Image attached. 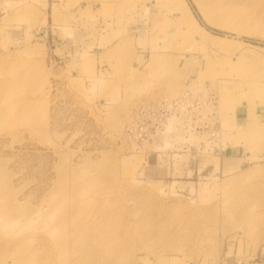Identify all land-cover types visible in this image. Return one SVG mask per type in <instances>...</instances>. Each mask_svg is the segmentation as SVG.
<instances>
[{
    "label": "rangeland",
    "instance_id": "rangeland-1",
    "mask_svg": "<svg viewBox=\"0 0 264 264\" xmlns=\"http://www.w3.org/2000/svg\"><path fill=\"white\" fill-rule=\"evenodd\" d=\"M195 1L194 24L184 0H0V264H264V0L219 24ZM185 91L219 132L137 143L136 108Z\"/></svg>",
    "mask_w": 264,
    "mask_h": 264
},
{
    "label": "built area",
    "instance_id": "built-area-1",
    "mask_svg": "<svg viewBox=\"0 0 264 264\" xmlns=\"http://www.w3.org/2000/svg\"><path fill=\"white\" fill-rule=\"evenodd\" d=\"M211 95H193L185 91L177 99L149 100L136 108L128 130L141 145L159 141V135H169L165 137L171 141L179 132L188 137L207 133L215 136L219 132V122L209 118L215 117L210 110L217 100Z\"/></svg>",
    "mask_w": 264,
    "mask_h": 264
},
{
    "label": "crops",
    "instance_id": "crops-1",
    "mask_svg": "<svg viewBox=\"0 0 264 264\" xmlns=\"http://www.w3.org/2000/svg\"><path fill=\"white\" fill-rule=\"evenodd\" d=\"M258 112H264V107H261V110H257ZM256 112V111H255ZM259 115V113H258ZM257 114L255 115L256 117H259ZM231 119H232V123L233 127L231 128L230 124L227 128H225L223 134H225V136H236V134H238L239 131H242L241 129L244 128L243 130L249 129L250 125L253 126L252 128H255L256 125H252L254 121H256V117H254V109H251V107L249 105H247V103L242 104V107H239L238 109H234L233 112L231 113ZM264 119V117L262 118ZM264 122V121H261ZM223 131V129H222ZM254 133V132H253ZM248 133H246L247 135ZM232 144V143H231ZM236 144V143H233ZM232 144V145H233ZM225 151V152H224ZM227 151H233L232 148H226L223 149V154H227ZM250 153V152H248ZM188 168V167H187ZM175 170H173L171 172L172 175L167 176V178H172V180L167 179V181H172V183L175 182H181L187 179H190L191 176L188 175V173H190L191 171L189 169H183L180 171H177V174H175ZM166 178V176H165Z\"/></svg>",
    "mask_w": 264,
    "mask_h": 264
},
{
    "label": "bare ground",
    "instance_id": "bare-ground-1",
    "mask_svg": "<svg viewBox=\"0 0 264 264\" xmlns=\"http://www.w3.org/2000/svg\"><path fill=\"white\" fill-rule=\"evenodd\" d=\"M184 1L186 3V6L185 5L181 6V11L179 12V15L183 18L187 17L189 19V21L193 22L194 24L198 23L197 18H195L194 14L191 10V7L187 4L186 0H184ZM232 1H234V0H196L195 2L196 3L198 2L200 7H202V10L200 9V11H202L203 13L209 12L210 16H207L205 14V16L209 22L219 24L220 22L218 21V19L220 18L221 15H223L225 13V4L226 3L231 4ZM237 16H238V14H237ZM240 18H242V17L240 16L239 19ZM2 69L4 71L5 67H2L0 69V72ZM254 172L255 173H262L263 170L262 169H255ZM4 202L5 201H4L3 197L0 196V216H2V213L7 212L8 208L10 209L9 203L5 204Z\"/></svg>",
    "mask_w": 264,
    "mask_h": 264
}]
</instances>
